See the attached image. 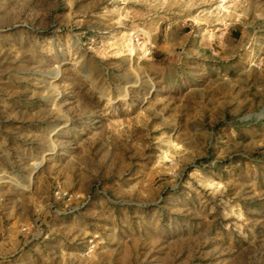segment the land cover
I'll use <instances>...</instances> for the list:
<instances>
[{
  "label": "rangeland",
  "instance_id": "1",
  "mask_svg": "<svg viewBox=\"0 0 264 264\" xmlns=\"http://www.w3.org/2000/svg\"><path fill=\"white\" fill-rule=\"evenodd\" d=\"M0 264H264V0H0Z\"/></svg>",
  "mask_w": 264,
  "mask_h": 264
}]
</instances>
